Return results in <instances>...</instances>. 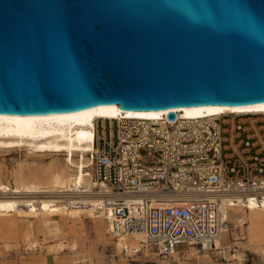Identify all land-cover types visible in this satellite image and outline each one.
Returning a JSON list of instances; mask_svg holds the SVG:
<instances>
[{
  "label": "water",
  "instance_id": "95a60500",
  "mask_svg": "<svg viewBox=\"0 0 264 264\" xmlns=\"http://www.w3.org/2000/svg\"><path fill=\"white\" fill-rule=\"evenodd\" d=\"M261 102L264 0H0V114Z\"/></svg>",
  "mask_w": 264,
  "mask_h": 264
},
{
  "label": "built area",
  "instance_id": "2783aa9c",
  "mask_svg": "<svg viewBox=\"0 0 264 264\" xmlns=\"http://www.w3.org/2000/svg\"><path fill=\"white\" fill-rule=\"evenodd\" d=\"M158 119H96L85 166L112 238L139 230L172 259L183 245L211 253L232 205L264 198V110ZM177 113V114H176ZM132 256L140 247L122 246Z\"/></svg>",
  "mask_w": 264,
  "mask_h": 264
},
{
  "label": "bare ground",
  "instance_id": "6f19581e",
  "mask_svg": "<svg viewBox=\"0 0 264 264\" xmlns=\"http://www.w3.org/2000/svg\"><path fill=\"white\" fill-rule=\"evenodd\" d=\"M236 109H251V111L260 112L264 110V102L235 107L196 105L177 107L173 110L178 111L183 117H198L225 112H240ZM166 111L91 110L71 114H0L1 151H15L18 154V160L22 161L26 157L35 159L44 154L50 157L47 165L31 168L25 166L27 169L23 168L19 162L16 168H13L9 173L10 179L5 182L2 181L3 174L0 172L1 227L6 228L9 224L11 225V222L13 223L11 221L13 219L8 220V216L13 214L21 218L32 217L33 221H35L34 227L40 230L41 234L59 235L58 239L49 244L48 248L52 249V251L69 250L76 254L79 253L76 250L77 242L74 241L72 234L68 238L69 240L67 235H62L63 222H59L58 219L62 217L64 218L63 220L68 219L64 217L66 216L74 220L73 218L82 214L85 217H89L93 222L94 235L101 240L103 237H110V234L104 230L102 214L97 209L99 196L81 190V186L90 185L86 176L85 166L89 161L88 151L92 147L93 123L98 118L158 119L166 114ZM231 204L228 205V203L223 201L221 205L222 217L230 223L232 228L239 227V230L243 229L246 235L241 236V238L245 237L246 241L243 240L239 248L232 247V251L230 249L227 250V253L223 251L220 245L214 244L216 239L228 233L230 227L227 226L212 240L213 248H216L217 252L222 253L223 258L226 259L225 254H227L228 259H234L235 264H241L243 261L242 249H247L254 254L251 264H264V198L259 203L252 198H247L245 201H237ZM13 227L10 226V229ZM71 233L73 232L71 231ZM24 240L26 247L33 246L36 242V240L31 238L29 231L24 233ZM112 242L116 251H121L122 246L140 247V254L134 258L137 259V257L142 256L144 257L142 262H150V264H186L185 259H180L177 252L172 253L174 262L170 258L164 259L158 256L156 243L153 240L144 238L139 230H133L130 233H119L118 236L113 238ZM187 247V257L194 256L197 258L206 253L200 252L199 254L196 253V255L195 253L193 254V252H197L193 246L187 245ZM147 257L149 258L145 259ZM120 260L124 262V257L120 258ZM202 260L206 261L204 258ZM72 262L86 264L85 257L74 259Z\"/></svg>",
  "mask_w": 264,
  "mask_h": 264
},
{
  "label": "rangeland",
  "instance_id": "374dc122",
  "mask_svg": "<svg viewBox=\"0 0 264 264\" xmlns=\"http://www.w3.org/2000/svg\"><path fill=\"white\" fill-rule=\"evenodd\" d=\"M17 156L18 154L15 151L2 150L0 152V172L3 174V177L1 176L2 181L5 182L7 179L8 180L10 179L9 173L12 171L13 168H16L19 162L20 165L22 164L21 166H23V168H25V166L27 168H31L34 166L47 165L48 162L50 161V157L48 155L46 156L45 154L40 155V157L42 156L41 158L38 157L35 159L26 157L25 159H23V161L18 160ZM8 217H9L8 220L13 219L11 220L13 221V223L10 221L11 225L9 224V226H7L8 228L7 227L2 228L0 225V264H76V263L79 264V262H72V261L74 259H79L81 257H85L86 264H128L130 262L127 259L128 257H126V255L122 252V249H120L121 251L115 250L112 242L113 238L111 236L103 237V239L105 240L103 239L101 240L96 235H94L93 222L89 219V217H85L82 214L76 217L77 219L73 218L74 220H71L72 218L66 216L64 217L68 219L63 220L64 219L63 217L61 218L62 220L58 219L59 222H63L62 235H67L68 236L67 239H68L72 234L74 241L77 242L76 250L79 253L76 254L70 252L69 250L67 251L53 250L54 251L53 252L52 249L48 248L49 244L57 240L59 235L57 236L47 233L41 234L42 232L34 227L35 221H33L34 219L32 217L21 218L16 215L14 216V214ZM0 224H1V219H0ZM10 226L12 227L14 226L13 227L14 229L13 228L10 229ZM229 227H230L229 231L226 235L221 236L214 241V244L220 245V247L223 248V251H225L226 253L228 252L227 250L229 249L230 251H232L231 250L232 247L239 248V246L242 244L241 242L243 240L246 241L245 237L241 238V236L246 235L243 229L239 230V227L232 228L230 226V223H229ZM26 231H29L31 234V238L36 240L33 246L26 247L24 244L25 243L24 233ZM71 231L73 233H71ZM187 249H188L187 245H183L182 247H180L179 251L177 252L178 256H180V259L183 260L185 259L186 264H192V263L223 264V262L226 264H235L234 259L232 258L228 259V256H226L227 254H225L226 257L225 259L223 258V254L217 252L216 250H212L211 253H204L202 256L196 258L194 256L187 257L186 256ZM200 252L201 251L193 252V254L194 253L199 254ZM242 253L244 255L242 254L243 261L241 260L242 261L241 264H251V260L254 257V254H252L253 252L247 249H242ZM138 254L140 253H137L132 256L133 264H147V263L150 264V262H142L144 260V257L142 256L137 257V259H135L134 257H136ZM119 257L120 258L124 257V262H122ZM43 258L44 260H42ZM148 258L149 257L145 259ZM202 258L206 259V261H203ZM210 259L212 261H208Z\"/></svg>",
  "mask_w": 264,
  "mask_h": 264
},
{
  "label": "snow or ice",
  "instance_id": "6c2138e0",
  "mask_svg": "<svg viewBox=\"0 0 264 264\" xmlns=\"http://www.w3.org/2000/svg\"><path fill=\"white\" fill-rule=\"evenodd\" d=\"M236 110H239V111H251V109H236Z\"/></svg>",
  "mask_w": 264,
  "mask_h": 264
},
{
  "label": "crops",
  "instance_id": "0c3cea01",
  "mask_svg": "<svg viewBox=\"0 0 264 264\" xmlns=\"http://www.w3.org/2000/svg\"><path fill=\"white\" fill-rule=\"evenodd\" d=\"M208 261H212V260L210 259V260H208ZM192 264H196V263H192ZM223 264H226V263L223 262Z\"/></svg>",
  "mask_w": 264,
  "mask_h": 264
}]
</instances>
